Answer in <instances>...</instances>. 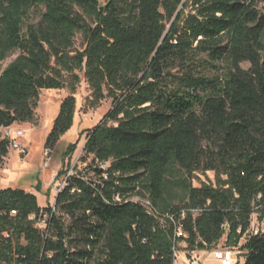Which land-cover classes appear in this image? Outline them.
Here are the masks:
<instances>
[{
	"label": "trees",
	"instance_id": "trees-1",
	"mask_svg": "<svg viewBox=\"0 0 264 264\" xmlns=\"http://www.w3.org/2000/svg\"><path fill=\"white\" fill-rule=\"evenodd\" d=\"M14 54L0 129L35 124L40 92L69 89L49 152L73 125L80 72L111 109L86 130L84 167L58 173L53 206L0 190V264H175L177 244L223 238L264 264L250 233L264 217V0H0V64ZM8 153L2 138L0 164Z\"/></svg>",
	"mask_w": 264,
	"mask_h": 264
},
{
	"label": "rangeland",
	"instance_id": "rangeland-1",
	"mask_svg": "<svg viewBox=\"0 0 264 264\" xmlns=\"http://www.w3.org/2000/svg\"><path fill=\"white\" fill-rule=\"evenodd\" d=\"M33 18H35L34 15ZM74 49H82L80 34H77L74 39ZM16 57L17 54H14L2 62L0 73ZM243 66L248 67L247 64ZM78 76L79 83L73 92L75 98L73 125L49 152L45 151V139L59 112L60 104L71 94L69 89L41 91L35 109L36 123L11 127V130H19L23 133L17 142L26 148V155H19L18 152L9 150L8 155L0 164V190L6 188L23 189L36 196L40 208L53 206L55 197L64 181V175L57 177L58 173L65 172L66 174L67 172L70 174L71 172H78L84 167L80 158L86 141V130L92 129L104 119L111 109V100L105 99L99 104L93 105L91 90L86 83L83 72L78 73ZM70 146H74L73 154L65 157L64 153ZM206 176L196 177L192 183L193 186H198L202 182L207 183L209 180L213 181L212 173H208ZM253 225L256 230L263 231L264 217L260 220L258 215H254ZM40 227L42 228L41 225ZM223 247H226L225 238L217 245L218 249ZM209 258L211 259V257ZM202 259V264H213ZM175 264H188V262L183 254H178Z\"/></svg>",
	"mask_w": 264,
	"mask_h": 264
},
{
	"label": "built area",
	"instance_id": "built-area-1",
	"mask_svg": "<svg viewBox=\"0 0 264 264\" xmlns=\"http://www.w3.org/2000/svg\"><path fill=\"white\" fill-rule=\"evenodd\" d=\"M1 130L3 132L2 138L7 139L9 142V150L16 151L18 152L19 155H26V148L24 146H21L17 142V139L21 138L23 136V133L19 130L13 131L11 130V127ZM72 174L73 173L71 172L70 174H67V176H70ZM64 182L65 179L63 181V185ZM61 188L59 189V191L61 190ZM250 233L252 236H259L264 234V230L263 231L256 230L254 228L252 221ZM175 237L177 239L183 237V232L181 228L179 227L176 228ZM241 243L242 240L239 242V245L234 248L223 247L218 249L216 247L210 251H204V252H198V251L187 252L186 245L183 243H179L174 248V255L176 257L178 254H183L186 257V261L188 262V264H202L201 259L204 258L202 260L206 261L210 259L209 257H211V259L216 261L218 264H241L243 261L241 252L239 251V246L241 245Z\"/></svg>",
	"mask_w": 264,
	"mask_h": 264
},
{
	"label": "crops",
	"instance_id": "crops-1",
	"mask_svg": "<svg viewBox=\"0 0 264 264\" xmlns=\"http://www.w3.org/2000/svg\"><path fill=\"white\" fill-rule=\"evenodd\" d=\"M206 261H208L209 263L218 264L216 261H214L212 259H209V260H206Z\"/></svg>",
	"mask_w": 264,
	"mask_h": 264
},
{
	"label": "water",
	"instance_id": "water-1",
	"mask_svg": "<svg viewBox=\"0 0 264 264\" xmlns=\"http://www.w3.org/2000/svg\"><path fill=\"white\" fill-rule=\"evenodd\" d=\"M2 130L0 129V139H2ZM55 203V202H54Z\"/></svg>",
	"mask_w": 264,
	"mask_h": 264
}]
</instances>
